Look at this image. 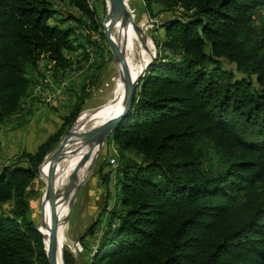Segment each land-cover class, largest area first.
<instances>
[{
	"label": "trees",
	"instance_id": "trees-1",
	"mask_svg": "<svg viewBox=\"0 0 264 264\" xmlns=\"http://www.w3.org/2000/svg\"><path fill=\"white\" fill-rule=\"evenodd\" d=\"M57 1L99 29L89 0ZM143 1L181 9L160 25L173 55L147 68L130 111L105 140L134 159L121 170L119 222L83 264H264V37L248 46L264 0ZM54 15L48 0H0V127L27 110L29 71L40 57L68 66L63 51L73 49V29L52 26ZM82 93L34 153L0 166V205H13L0 215V264H48L27 193L81 112ZM207 146L218 158L212 173L201 167Z\"/></svg>",
	"mask_w": 264,
	"mask_h": 264
},
{
	"label": "rangeland",
	"instance_id": "rangeland-1",
	"mask_svg": "<svg viewBox=\"0 0 264 264\" xmlns=\"http://www.w3.org/2000/svg\"><path fill=\"white\" fill-rule=\"evenodd\" d=\"M48 1L55 11V15L51 18L50 24L52 26H59L62 29H73L71 37L73 49L70 51H63L68 61V66L64 69L55 66V63L49 61L50 59L46 56L42 55L44 58L40 57L36 67L29 71V79L34 85L30 94V99H42V101L38 100L37 102L41 106H44L46 111L51 112L61 124L62 118L71 111L76 103L77 95L83 90L81 96L83 101L82 110L73 122L74 124L82 114L103 107L120 92L123 88L120 74L123 73V71L122 67L114 62L112 53L104 37L102 25L107 12L105 0H89L98 19L99 29L97 31H94L90 22L84 20L80 12L69 5L67 1ZM126 4L132 15L133 21L138 23L141 29L150 38V40H146L144 43L145 58L150 62L153 57H155V59L157 57H168L172 59L171 56L173 54L167 51L162 45L165 40L164 30L160 26L158 28L151 26H155V20L159 17H162L163 21L167 17H180L182 13L181 9H176L174 13L171 14L170 12H165L160 5L154 3L147 6V9L143 0H126ZM184 18L186 17L184 16L183 19ZM76 19L79 20V22H76ZM81 20L82 23L80 22ZM255 29L256 32L254 36L250 42H248L249 47L261 37H264V8L260 11L256 19ZM108 33L110 37L112 36L114 38V43L125 51L133 67H137L139 63L141 64L145 60L142 58V46L137 43L135 37L127 29L118 28L111 23L108 26ZM139 38L141 39L140 36ZM205 51L207 53L209 52L208 46L205 48ZM232 68V65L223 62V69L231 70ZM45 78L49 80V83L44 82ZM39 87L41 90H49L47 96H52V98L46 101L47 98L38 93L37 89ZM60 95H63V98L60 99ZM24 107L26 109V105ZM39 114V112L36 113V117H38ZM18 117L19 115L15 118ZM9 128H11L10 124L0 127V136L1 134H5V131ZM96 129V119L79 123L71 140V147L66 153V159L64 160L62 168L64 172L72 167L75 159L79 155L76 149H78V147L87 146L96 135ZM69 130L63 136L60 143L68 134ZM55 149L49 153H52ZM206 150L201 167L204 172L212 173L218 168V158L216 153L208 146ZM132 158L134 159L133 154L120 152L116 145L112 143L105 145L104 141L103 146L99 144L90 173L85 178V182L80 188L78 187L75 192L69 195L65 201V203L68 204L63 216L64 219L60 224L62 227L61 250L62 253L65 251L70 256H73L78 264H83V261L86 260L89 255L87 252L93 250L95 244L98 243L106 229H108L109 226L114 228L118 224L122 214V208L119 204V180L121 179V170L129 159ZM16 160H18V155H14L7 151L5 152L4 150V154L0 155V166L8 164L13 165L16 163ZM53 161L54 157L51 154L43 164L41 171L38 169V175L33 181L31 190L27 193V199L29 201L28 216L40 231H42L40 221H42L41 204L44 187ZM20 165L25 166L24 163ZM82 167H84V164L79 163L74 170L66 173L67 176L63 174V176L58 178V183L56 182L54 187L55 189L57 186L55 189L56 200L54 205H56V202L59 201L65 192H69L75 175H78L85 169V167ZM100 169L102 170L100 171ZM68 174L72 176L69 177ZM102 177L104 179H102ZM80 181L75 182V185ZM75 193L76 196L74 200ZM106 195L109 197V201L107 202L108 206L105 211H102ZM12 207V203L0 205V215H8V210ZM54 218H57L58 221L60 219L55 209L53 220ZM94 221L98 222L93 231L94 234L90 237L85 236V232ZM77 241H79L83 247V252L81 254L71 252V243Z\"/></svg>",
	"mask_w": 264,
	"mask_h": 264
},
{
	"label": "bare ground",
	"instance_id": "bare-ground-1",
	"mask_svg": "<svg viewBox=\"0 0 264 264\" xmlns=\"http://www.w3.org/2000/svg\"><path fill=\"white\" fill-rule=\"evenodd\" d=\"M105 2H106L107 12H106V18L104 19V22H103V27H104L106 35L109 37V39L113 43L115 42L114 38L112 36L110 37V35L108 33V26H109V24L112 23L113 26H116L118 28H123L125 30L127 29L135 37L137 43L142 46V58L145 59L146 61L144 60L145 62L143 61L141 64L139 63V65L137 67H133V65L129 61V58L126 56L125 51L121 48L122 53L124 55L125 66H122V65H119V66L122 67V71H124L125 67H126L128 75H129V79H130L131 83H134L143 74L146 67L150 64V61H148V59L145 58V51H144L145 44L144 43H145L146 39L144 38L142 33H138L135 31V29L133 28L131 21H130L128 16H126L125 14H122L119 18H115V15L113 14L109 0H105ZM139 36L141 37V39L139 38ZM122 87L123 88L120 90V92L115 97H113V99L109 100L103 107H101L97 110L91 111V112L84 113L78 118V120L76 121V124L74 126L72 136H70L66 140V142H64L62 151L58 156L61 158L55 164H54V161H55V158H54L53 165L55 166V174L52 177L53 189L55 187L56 182L58 183V178L63 176V174L69 173L72 170H74L75 167H77V165L79 163L84 164V167H85V169L82 170L78 175H75V179L72 181L71 186H70L71 189L69 190L68 193L67 192L64 193V195L59 199V201L56 202V205H54L56 197H55V199L51 200V199H45L43 196V199H42V204H41L42 231H40V230L39 231L42 234L43 242H44V245L46 248L48 245L49 233H50L52 225H53L54 209L57 210L58 218H60L58 221V230H57V255H56V259H55L54 264H64L63 253L61 250L62 227L60 224L62 223V221L64 219L63 216H64L65 211L67 209L68 203H65V201L67 200L69 195H71L73 192H75L78 189L79 183L82 180H85V178L89 175L92 163L95 159L97 148L99 147V144H101V143L97 144L90 151L80 152L79 155L77 156V158L75 159L72 167L64 172L62 168L64 165V160L66 159V153H67L68 149L71 147V140H72L73 135H74V133H75L80 122H86L88 120L96 119V121H97L96 131H98L108 121H110L112 118H114L115 116L120 114V112L122 111V107L124 105L126 95H127L126 88L124 87V85ZM94 137H93V139H94ZM93 139L90 141V143L93 141ZM84 167H82V168H84ZM73 174H75V173H73ZM66 176H67V174H66ZM70 176H72V175H69V177ZM48 178H49V175H48L47 179ZM47 179H46V183H47ZM67 181H68V179H67ZM77 181H80V182L75 185V182H77ZM56 188H57V186H56ZM55 189H54V191H55Z\"/></svg>",
	"mask_w": 264,
	"mask_h": 264
},
{
	"label": "water",
	"instance_id": "water-1",
	"mask_svg": "<svg viewBox=\"0 0 264 264\" xmlns=\"http://www.w3.org/2000/svg\"><path fill=\"white\" fill-rule=\"evenodd\" d=\"M109 2L111 5L113 14L115 15V18H119L122 14H125L126 16L129 17L131 24H132L133 28L135 29V31L138 33H142V35L144 36V38L146 40H150V38L147 36V34L141 29L140 25L138 23H136L135 21H133L132 15L130 14L129 8L126 4V0H112V1L109 0ZM103 33H104V37L107 41L108 47L112 53L114 62L116 64L125 66L124 55L122 53L121 48L109 39V37L106 35L104 27H103ZM154 60H155V57L152 58L150 64L146 67L143 74L134 83H131L127 69L125 67V70L123 71V73L120 74L121 82L123 83V85L127 91V95H126V98L124 101V105L122 107V111L120 112L119 115L112 118L110 121H108L103 127H101L97 131L93 141L89 145L85 146V148L84 147H78V149H76L77 153L90 151L99 143H101L103 146L104 141L107 138V136L113 131V129L117 126V124L120 123L124 119V117L127 115V113L130 111L135 88L138 85L141 78L144 77L147 68L153 64ZM75 124H76V122L73 124L72 128L69 130L68 134L65 136L63 141L59 144V146L56 147V149L52 153H49L44 157L43 161L41 162V164L39 166V171H41V167H42V165H43V163H44V161L48 155H50V154L53 155V157L55 158L54 164L61 158L58 156L62 151L64 142H66V140L70 136H72ZM54 174H55V166L52 165L51 169H50V173H49V178L47 179V183L44 187L43 196L45 199H51V200L55 199V191H54L53 186H52V177L54 176ZM84 182H85V180H82L79 183V188ZM76 193L74 195V200H75ZM40 225H42V221H40ZM36 230L39 232L38 228ZM57 230H58V219L54 218L53 225H52L51 231L49 233L47 248L44 246V251H45V255H46V259H47L48 264H54L55 259H56V255H57ZM43 245H44V243H43Z\"/></svg>",
	"mask_w": 264,
	"mask_h": 264
},
{
	"label": "crops",
	"instance_id": "crops-1",
	"mask_svg": "<svg viewBox=\"0 0 264 264\" xmlns=\"http://www.w3.org/2000/svg\"><path fill=\"white\" fill-rule=\"evenodd\" d=\"M37 91L48 98L49 90H41L39 87ZM30 97L24 101L27 110L23 111L18 118L14 117L8 123L11 128L7 129L5 134H1L0 155L4 154V150L14 155L23 152L34 153L45 139L58 130L59 120L37 102L39 99L31 100ZM59 98H63V95ZM38 112L40 114L36 117Z\"/></svg>",
	"mask_w": 264,
	"mask_h": 264
},
{
	"label": "built area",
	"instance_id": "built-area-1",
	"mask_svg": "<svg viewBox=\"0 0 264 264\" xmlns=\"http://www.w3.org/2000/svg\"><path fill=\"white\" fill-rule=\"evenodd\" d=\"M162 23H163L162 17H159V18H157V20H155V26H151V27L158 28L160 26V24H162ZM44 82L49 83V80H47V78H45ZM50 98H52V96L48 97L46 99V101H48ZM71 252H73L75 254H81L83 252V247L79 241L71 243Z\"/></svg>",
	"mask_w": 264,
	"mask_h": 264
}]
</instances>
